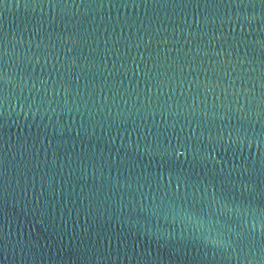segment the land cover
<instances>
[{"label": "water", "instance_id": "water-1", "mask_svg": "<svg viewBox=\"0 0 264 264\" xmlns=\"http://www.w3.org/2000/svg\"><path fill=\"white\" fill-rule=\"evenodd\" d=\"M0 264H264V0H0Z\"/></svg>", "mask_w": 264, "mask_h": 264}]
</instances>
